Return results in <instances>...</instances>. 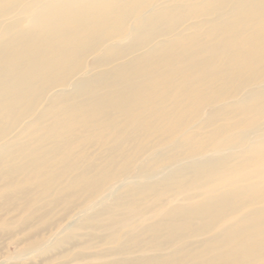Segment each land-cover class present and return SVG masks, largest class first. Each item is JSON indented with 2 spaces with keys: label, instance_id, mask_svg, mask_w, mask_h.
<instances>
[{
  "label": "rangeland",
  "instance_id": "1",
  "mask_svg": "<svg viewBox=\"0 0 264 264\" xmlns=\"http://www.w3.org/2000/svg\"><path fill=\"white\" fill-rule=\"evenodd\" d=\"M65 1L0 0V50L52 60L38 11ZM114 1L104 42L0 114V264H264V12Z\"/></svg>",
  "mask_w": 264,
  "mask_h": 264
},
{
  "label": "bare ground",
  "instance_id": "2",
  "mask_svg": "<svg viewBox=\"0 0 264 264\" xmlns=\"http://www.w3.org/2000/svg\"><path fill=\"white\" fill-rule=\"evenodd\" d=\"M61 1V0H57ZM249 5H252L251 10L247 11L250 16L259 15L264 12V0H248ZM103 2L101 11L96 9L99 3ZM169 5L165 4L159 9L162 14L169 13ZM115 1L113 0H66L54 6H46L38 11L37 25L40 31L48 35L51 40L50 50H47L48 55L53 53V59L49 56L35 55L30 58V64L26 66L23 63V51H17L14 56L12 51H16L15 43L9 44V49L1 48L0 50V114L8 116L12 109L6 104L7 100L26 99L29 100L28 91L35 86L36 78L42 75H50L60 69V64L56 61H68L74 58L83 56L88 51L80 41L86 40L93 33H97L100 39L104 42L103 33L105 28L111 23V15L114 12ZM125 18V17H124ZM123 17L120 19L124 23ZM149 16L144 17L138 24L141 28L143 24L150 20ZM77 24L84 26L81 32L75 28ZM26 37L25 34L22 35ZM120 35H113L108 41H112ZM255 37L253 41L259 38ZM93 40L89 41L87 47H91ZM10 50V51H9ZM256 58V53L244 55V63H249L250 60ZM93 87L92 81L84 84L83 88L91 89ZM132 101L131 96L126 90L120 91L116 96L108 97L101 105L93 108L95 113L103 111L104 107L114 105L117 107H124ZM86 112L85 108L80 109ZM258 148L264 149V145H258ZM208 167L216 168L218 166L217 160H212L207 163ZM203 208L193 210V213H203ZM178 228H174L172 234L176 235ZM239 260V258L237 257Z\"/></svg>",
  "mask_w": 264,
  "mask_h": 264
}]
</instances>
